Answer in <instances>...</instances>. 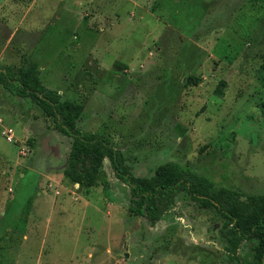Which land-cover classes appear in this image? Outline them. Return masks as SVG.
<instances>
[{"label": "rangeland", "instance_id": "374dc122", "mask_svg": "<svg viewBox=\"0 0 264 264\" xmlns=\"http://www.w3.org/2000/svg\"><path fill=\"white\" fill-rule=\"evenodd\" d=\"M25 59L45 87L83 105L78 127L107 137L135 176L180 160L242 200L264 195V0H0V67ZM189 75L199 83L185 84ZM69 146L39 107L0 86L5 264L250 259L246 245L226 250L224 219L185 192L152 227L132 215L107 160L98 185L79 189L61 173Z\"/></svg>", "mask_w": 264, "mask_h": 264}, {"label": "trees", "instance_id": "16d2710c", "mask_svg": "<svg viewBox=\"0 0 264 264\" xmlns=\"http://www.w3.org/2000/svg\"><path fill=\"white\" fill-rule=\"evenodd\" d=\"M39 69L38 62L31 59H25L17 68L0 67V86L10 96L29 99L45 116L51 118L55 131L69 138L67 160L61 173L70 183L85 190L97 186L103 162L107 160L114 177L129 190L128 211L144 218L151 227L173 207L176 196L185 192L198 207H212L224 219L221 234L229 253L246 245L250 259L244 264H264L263 194L242 200L233 190L215 188L207 176L180 160L158 165L149 177L135 176L126 164L123 153L113 147L107 137L98 132H84L78 127L83 105L62 100L57 90L45 87ZM198 83L199 79L192 75L185 79V84ZM258 83L264 90V61ZM100 184L107 198L112 199L109 182L102 179ZM27 213L26 208L23 212L25 219ZM236 257L239 264H243L239 256ZM0 264L5 263L0 260Z\"/></svg>", "mask_w": 264, "mask_h": 264}, {"label": "built area", "instance_id": "2783aa9c", "mask_svg": "<svg viewBox=\"0 0 264 264\" xmlns=\"http://www.w3.org/2000/svg\"><path fill=\"white\" fill-rule=\"evenodd\" d=\"M3 128H4V133L7 134V139L11 140V136L9 134H11L12 130L8 128L7 125H4Z\"/></svg>", "mask_w": 264, "mask_h": 264}, {"label": "water", "instance_id": "95a60500", "mask_svg": "<svg viewBox=\"0 0 264 264\" xmlns=\"http://www.w3.org/2000/svg\"><path fill=\"white\" fill-rule=\"evenodd\" d=\"M125 256L127 257V253H125Z\"/></svg>", "mask_w": 264, "mask_h": 264}]
</instances>
